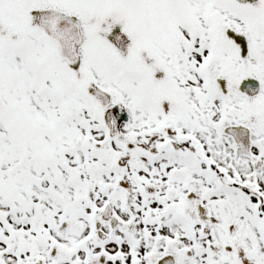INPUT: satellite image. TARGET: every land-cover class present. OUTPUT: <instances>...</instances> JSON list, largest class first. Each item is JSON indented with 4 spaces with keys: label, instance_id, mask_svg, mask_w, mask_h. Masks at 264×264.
I'll use <instances>...</instances> for the list:
<instances>
[{
    "label": "snow or ice",
    "instance_id": "6c2138e0",
    "mask_svg": "<svg viewBox=\"0 0 264 264\" xmlns=\"http://www.w3.org/2000/svg\"><path fill=\"white\" fill-rule=\"evenodd\" d=\"M0 264H264V0H0Z\"/></svg>",
    "mask_w": 264,
    "mask_h": 264
}]
</instances>
